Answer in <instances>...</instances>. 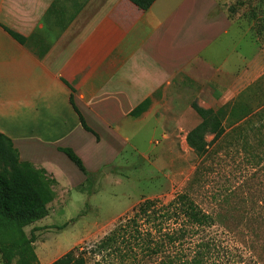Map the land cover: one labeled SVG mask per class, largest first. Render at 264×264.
<instances>
[{
    "label": "crops",
    "instance_id": "obj_1",
    "mask_svg": "<svg viewBox=\"0 0 264 264\" xmlns=\"http://www.w3.org/2000/svg\"><path fill=\"white\" fill-rule=\"evenodd\" d=\"M263 21L264 0H155L148 11L128 0H0V133L64 184L78 172L59 149L92 163L108 138L124 146L151 107L130 114L181 74L210 77L207 92L246 121L252 104L264 109V25L251 26Z\"/></svg>",
    "mask_w": 264,
    "mask_h": 264
},
{
    "label": "rangeland",
    "instance_id": "obj_2",
    "mask_svg": "<svg viewBox=\"0 0 264 264\" xmlns=\"http://www.w3.org/2000/svg\"><path fill=\"white\" fill-rule=\"evenodd\" d=\"M261 25L264 21L251 26L255 30ZM259 37L257 42L263 44ZM210 81L181 74L161 92L162 99L157 98L142 123L128 130L124 146L108 138L106 149L99 147L92 163L83 161L87 177L73 163L78 176L72 180L75 173H70V183L45 172L56 199L42 216L0 222L7 240L25 234L36 264H54L72 251L90 253L145 201H157L162 208L187 194L204 212H231L235 219L226 224L236 229L234 234L214 228L210 235L222 244L215 255L217 264H264V109L252 104L250 119L226 120V134L211 147L217 154L198 158L186 143L200 124L191 105L197 100L205 109L224 108L207 92ZM111 158L112 164L103 168ZM4 240L0 234V249Z\"/></svg>",
    "mask_w": 264,
    "mask_h": 264
},
{
    "label": "trees",
    "instance_id": "obj_3",
    "mask_svg": "<svg viewBox=\"0 0 264 264\" xmlns=\"http://www.w3.org/2000/svg\"><path fill=\"white\" fill-rule=\"evenodd\" d=\"M142 11H148L155 0H128ZM21 45L28 40L5 29ZM71 104L79 115L83 129L98 138L90 129L73 99ZM152 105L147 100L131 114L138 119ZM200 119V124L186 138L187 146L198 158L217 154L211 147L226 134L223 123L230 118H239L234 108L221 110L204 109L197 102L191 105ZM241 119V118H239ZM207 137H213L211 143ZM218 145V144H217ZM86 177L88 171L83 161L72 149H59ZM56 195L45 178L44 170H37L34 165L20 160L18 150L10 138L0 133V222H15L42 216ZM157 201H145L137 207L133 216L119 223L106 237L90 250V253L72 251L54 264H217L215 255L222 246L217 238L212 237L214 228L223 229L227 235L236 229L226 227L228 221L235 220L221 211L214 214L204 212L196 203L184 194L165 207L159 208ZM230 217V218H228ZM146 227L147 229H144ZM175 227V228H171ZM14 229V225L9 231ZM6 230L0 223V234L6 240L1 246L0 255L3 264H36L37 258L31 247V240L25 234L8 239ZM88 255H90L88 258ZM140 256L142 258H140Z\"/></svg>",
    "mask_w": 264,
    "mask_h": 264
}]
</instances>
